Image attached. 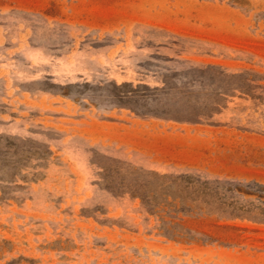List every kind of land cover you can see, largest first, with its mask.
Segmentation results:
<instances>
[{"label": "rangeland", "instance_id": "374dc122", "mask_svg": "<svg viewBox=\"0 0 264 264\" xmlns=\"http://www.w3.org/2000/svg\"><path fill=\"white\" fill-rule=\"evenodd\" d=\"M0 264H264V0H0Z\"/></svg>", "mask_w": 264, "mask_h": 264}]
</instances>
